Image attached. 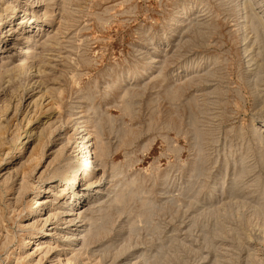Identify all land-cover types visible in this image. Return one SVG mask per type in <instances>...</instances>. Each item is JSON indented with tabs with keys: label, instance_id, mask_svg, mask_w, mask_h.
I'll return each instance as SVG.
<instances>
[{
	"label": "rangeland",
	"instance_id": "1",
	"mask_svg": "<svg viewBox=\"0 0 264 264\" xmlns=\"http://www.w3.org/2000/svg\"><path fill=\"white\" fill-rule=\"evenodd\" d=\"M7 5L0 264L66 263L65 254L23 262L16 253L42 227L27 223L32 192L53 173L73 176L83 134L104 176L95 203L78 210L92 238L76 242L84 253L71 264H264V0H0ZM31 17L38 23L22 22ZM39 134V159L25 172ZM68 142L74 150L49 165Z\"/></svg>",
	"mask_w": 264,
	"mask_h": 264
},
{
	"label": "bare ground",
	"instance_id": "2",
	"mask_svg": "<svg viewBox=\"0 0 264 264\" xmlns=\"http://www.w3.org/2000/svg\"><path fill=\"white\" fill-rule=\"evenodd\" d=\"M53 1L56 2L57 0H53ZM185 8H186L185 6L179 7L178 13L183 12ZM13 9H14V7L11 5L10 6H8V5L7 6H0V39L4 38L5 43H7V41H9V39H10L9 35H11L9 32L11 29H8V25H9V21H10V10H13ZM11 12L14 13L13 11H11ZM176 17H177V15H175L172 18V21L169 23L170 24L169 30L176 27V24L179 21V20H177ZM254 18H256V17L254 16ZM26 21H27V23H29V25H34L35 23H38V20L35 17L28 18L26 20H23L22 22H26ZM250 23H251V21H250ZM254 23H256V22H254ZM251 29H254V28H251ZM3 30H5V31L3 32ZM2 32L6 35L2 36V34H1ZM29 38H31V39L27 44L32 43L33 47L31 48V50L35 49L37 40L32 39L33 36H31V37L29 36ZM258 40H260V39H258ZM1 42L2 41L0 40V43ZM2 48H3V45H0V49H2ZM33 53L36 54V51H34ZM257 124L258 123H256L255 120H253V125L256 126ZM258 125H259L257 127L258 129H260V130L264 129V123L258 124ZM81 132H83V131H81ZM40 135L41 134H39V137H37V139H38L37 144L34 145V148L32 149V152L30 153L31 158L29 159V162L26 165V167H24V171L26 170V168L33 165V162L35 163L39 159V148L43 147V143L41 141V138H43V137H40ZM80 137H82V139L79 140L78 146H76L77 148H75V156H74L73 160L68 162V164L70 165L69 166L70 169H73V171L75 172V173H73V176H70V175L66 176V175L62 174L59 177V173L58 174L53 173V175L48 176L44 181H42V183L39 186H36L35 191L32 192V195H31L30 200H29L30 201V211H29L30 214L26 215V216H30L27 223H39L40 222L42 224V227L39 231L32 232L30 235H27L26 233L23 234L22 244H21V248H20L21 250L16 253V254H19L20 252H22L21 256L17 255V256H19V257H17L18 260L23 261L27 257H30L34 254H41L40 258L37 261V262H40L42 260V257H44V255L47 256L48 253L52 252L53 254L57 253L55 256H61L63 254L66 255V263L61 262L60 264H71L72 259L78 258L79 256L83 255V253H84L82 245L80 247L77 245L76 242H78V241L80 242L82 240L86 241V239H88V241H89V239L92 238V235L88 233L89 231L91 232L92 230L87 231V226H86V228L84 227L85 229H82V228L80 229V226L86 225V222H84L86 215L83 218L82 211H78V210H79V208L83 207V205L85 204L84 203L85 201H89L90 199H91L90 200L91 202L96 201L97 196L94 194L102 191L98 187L102 184L101 181H102L104 175L103 176L97 175L98 170H99V167H98L99 162L97 163V160L94 158V153L92 152L93 143H92L91 138L89 136H87V134H83ZM73 146L74 145H69V142H68V144L59 146V149H57V150L55 149L54 151H52L53 158L50 160L49 163L48 162L47 163L49 165H51L52 163H56L57 161H59L62 158V155L64 154V150H66L67 148L74 150ZM73 155H74V153H73ZM97 155H99V152ZM92 176H94V177L96 176V177L94 178ZM92 178H94V179H92ZM83 179L86 180L87 182H89V184L85 185V182H84L83 184H80V185H83V187H80V185H79L78 187H80V189L79 188L77 189L76 188L77 184H75V183L78 180L80 182H83ZM26 183H23V187L28 185V183L27 184ZM70 184H74L75 187H74V185L70 186ZM70 187H72V188H70ZM50 191L55 192V194H56L55 197L50 198V196H51ZM91 204H93V203H91ZM92 206H96V205H92ZM97 206H98V204H97ZM86 219H88V218L86 217ZM79 223H81V224H79ZM93 223H96V222H93ZM51 224H54V226L49 228V226ZM91 225H93V224L91 223ZM34 226L36 227V225H34ZM88 227H89V225H88ZM90 228H91V226H90ZM24 230H26V229H24ZM74 230H79V231L72 233ZM55 234H57V236L59 237L58 238L59 243H57V244L54 243L55 241L54 242L48 241V240L54 239ZM89 235H91V237ZM29 245H32L31 248H28ZM58 246H63L62 247L63 252H61V250L58 251V249H57ZM72 251H76V253L74 255L70 256L69 253ZM28 259H31V258H28ZM34 259L37 260V258H34ZM15 264H17V263H15ZM22 264H24V263H22ZM31 264H37V263L34 262Z\"/></svg>",
	"mask_w": 264,
	"mask_h": 264
}]
</instances>
